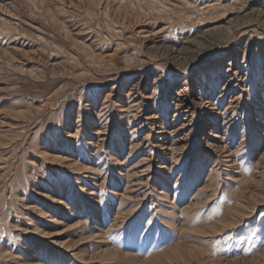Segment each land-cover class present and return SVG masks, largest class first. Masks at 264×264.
Returning a JSON list of instances; mask_svg holds the SVG:
<instances>
[{
  "label": "rangeland",
  "instance_id": "obj_1",
  "mask_svg": "<svg viewBox=\"0 0 264 264\" xmlns=\"http://www.w3.org/2000/svg\"><path fill=\"white\" fill-rule=\"evenodd\" d=\"M0 264H264V0H0Z\"/></svg>",
  "mask_w": 264,
  "mask_h": 264
}]
</instances>
